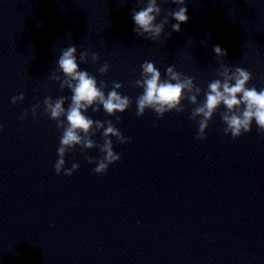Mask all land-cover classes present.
<instances>
[{"label":"clouds","instance_id":"clouds-1","mask_svg":"<svg viewBox=\"0 0 264 264\" xmlns=\"http://www.w3.org/2000/svg\"><path fill=\"white\" fill-rule=\"evenodd\" d=\"M167 3L168 0H160ZM136 3L144 5L139 10L133 9L131 16L134 21L133 31L137 36L146 40L159 41L164 34L165 26L169 24L171 18L175 23L171 24V30L181 32V25L189 20L188 9L185 6L186 0H171L172 4L179 7L168 10L163 18L162 8L158 0H136ZM71 35V33L69 32ZM171 33H169V38ZM213 52L217 58L227 57L226 49L220 45H213ZM77 46L70 44L61 49V54L57 60V68L53 71L49 79L57 82L60 90L68 89L71 96H59L53 98L47 96L43 100L44 113L49 119L56 122V127L61 131L59 146L57 147V160L54 163L56 175L72 176L79 168L80 164L73 160L71 167H66V154L75 152L78 148L83 153L86 150L98 149L100 156H85L88 164H95L92 169L95 174H106L109 166L120 161L121 155L114 151L113 139L117 144L131 142V137H125L116 127L112 120H93L86 113L91 109L93 113H99L101 106L108 116H114L117 123L122 121V117L117 113L127 111L133 101L130 97L122 95L119 89L122 84L112 82L111 90L105 94L104 89L108 87L106 81H97L87 70H81L80 64L88 63L89 60L97 64L100 55L96 52L83 50L79 52L77 59ZM221 67L217 72L220 77L208 83L207 89H202L195 83L193 77H189L178 72L174 65L166 68L165 78L162 79L160 70L153 62L145 61L141 65V76L134 81V87L143 89L142 93L136 97V115L142 117L147 110L155 113L157 119L164 117L166 113H184L186 108L183 102L186 100L192 107L189 119L196 121L198 131L197 140L206 139V130L214 115L221 105L226 109L220 112V119L225 125L224 135H230L236 140L252 129L253 121L261 135H264V88L257 90L255 86L248 87V83L253 79L252 73L243 67H229L219 61ZM110 65L105 62L98 66L100 75H105L110 71ZM203 92L205 100L198 101V97ZM25 99L23 92L13 96L12 104L22 102ZM65 108L66 101H69ZM40 104H36L31 109L33 117L37 115ZM26 109L20 119L28 116ZM156 127L157 125H153ZM3 125L0 124V131ZM97 132L101 133L103 143L98 144L93 137Z\"/></svg>","mask_w":264,"mask_h":264}]
</instances>
